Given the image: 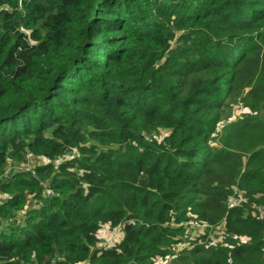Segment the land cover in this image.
<instances>
[{
	"label": "trees",
	"instance_id": "1",
	"mask_svg": "<svg viewBox=\"0 0 264 264\" xmlns=\"http://www.w3.org/2000/svg\"><path fill=\"white\" fill-rule=\"evenodd\" d=\"M0 192V264H264V0H0Z\"/></svg>",
	"mask_w": 264,
	"mask_h": 264
},
{
	"label": "rangeland",
	"instance_id": "2",
	"mask_svg": "<svg viewBox=\"0 0 264 264\" xmlns=\"http://www.w3.org/2000/svg\"><path fill=\"white\" fill-rule=\"evenodd\" d=\"M238 100L235 101L234 106L237 104ZM240 112H246V110L240 109L235 112V116H238ZM231 116L228 114L225 119H227V122L233 121V118H230ZM229 118V119H228ZM221 128H219V131ZM163 135H167V132H161L159 135L154 136V139H157L158 137H163ZM72 157H75L74 155H71ZM25 159V158H24ZM64 159H69V156L64 157ZM61 159H56L52 164L53 168H56L58 164L60 163ZM42 159H33L32 161L29 160V162L25 161V163H18L15 164L11 160L7 161L6 167H5V175L2 177V182L8 181L11 176L19 171H29L31 173V169L34 168L36 165L42 164ZM47 165V162H46ZM21 169V170H19ZM34 172H32V175ZM11 195L6 196L5 194H2L0 192V205L3 204L4 201H6L8 198H10ZM242 199V195L239 194L237 189H231L229 191V195L227 196L226 205L229 208V205L238 206L240 201ZM33 203L32 198H29L28 205H31ZM260 213V212H259ZM188 220H194L199 224V228H185V234L180 238V244H176L173 247L169 248V255L163 257V258H157L155 259V264H177L182 263L181 257L184 256L185 252L190 251V249L194 245H200L202 242H204L208 237L209 241H211V244H221L225 245V237L226 232L224 229V225L222 222L216 223L214 225H208L204 222H201L197 219H195L196 215L194 214H187ZM195 216V217H194ZM23 217L22 213L17 214V218ZM20 221V219H18ZM17 220V221H18ZM98 246L100 247H106L109 248L111 246L118 245V243L122 239V234L117 229H111L107 225L102 226L101 230L98 233ZM240 245H245L247 243L246 239H240L237 241Z\"/></svg>",
	"mask_w": 264,
	"mask_h": 264
},
{
	"label": "built area",
	"instance_id": "3",
	"mask_svg": "<svg viewBox=\"0 0 264 264\" xmlns=\"http://www.w3.org/2000/svg\"><path fill=\"white\" fill-rule=\"evenodd\" d=\"M30 159H31V158H30V155L27 154V155L25 156V161L29 162ZM19 170H21V169H19ZM33 174H34V173H33ZM51 194H52V193H51L50 190H46L45 195H46L47 197H50ZM232 207H234V206H233V205H229V208H232ZM184 226L189 227V228H199V224H198L196 221H194V220H188V221L184 224ZM61 261H62V258H61V257H57V256H55V257L49 262V264H60Z\"/></svg>",
	"mask_w": 264,
	"mask_h": 264
}]
</instances>
